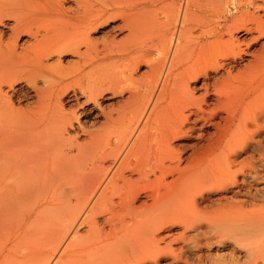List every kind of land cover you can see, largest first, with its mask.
Segmentation results:
<instances>
[{
	"label": "bare ground",
	"instance_id": "obj_1",
	"mask_svg": "<svg viewBox=\"0 0 264 264\" xmlns=\"http://www.w3.org/2000/svg\"><path fill=\"white\" fill-rule=\"evenodd\" d=\"M172 12L0 0V264L175 262L212 227L264 264V14L244 41Z\"/></svg>",
	"mask_w": 264,
	"mask_h": 264
},
{
	"label": "rangeland",
	"instance_id": "obj_2",
	"mask_svg": "<svg viewBox=\"0 0 264 264\" xmlns=\"http://www.w3.org/2000/svg\"><path fill=\"white\" fill-rule=\"evenodd\" d=\"M209 2H213L214 6L203 0H193L190 3H187L185 0H172L173 12L171 18H174L175 12L178 10V14L180 15L177 16V22L183 20V27L185 29L184 34L186 37L193 39L196 37L211 35L213 33L222 34L224 37H227L230 32H227L226 28L228 26H233V35H236L240 40L247 41L251 35L256 34L254 27L257 14H264V2L262 0H209ZM215 3L218 6L215 5ZM117 23H119L118 19L107 22L101 27V29H99L100 31H97L96 36H101L99 38H102L110 32H114L117 37L121 36L124 31H118L117 29L112 28L113 25ZM176 27H178V23L176 24ZM222 30H224V34ZM254 46L252 45L250 49H253ZM66 58H70V56H66L65 59ZM144 70L145 65H140L138 67L139 72H143ZM103 95L104 96L100 98L101 100L99 99L102 107L113 104L120 98V95L111 96L109 92H105ZM88 118V116L81 117L84 121ZM171 228L173 233L181 231L179 225ZM213 228L214 227L209 230L211 233L209 231L205 233L207 234L206 236L202 233L198 234L199 232L193 234L190 232L191 230H188L186 233L188 236L186 241L182 242L180 239H178L179 242L175 241L176 243L174 245L176 246L182 243L180 245L181 249H177L180 250L177 251V260L173 262L170 255H164L158 262L160 264H251L250 258L245 256L247 247L245 242L236 240V235H233V238L235 239L229 237L230 234H232L231 230L219 228L221 231L214 232ZM215 228L216 230H219L218 227ZM220 232H223L225 235ZM227 234H229V236ZM222 235L223 237H221ZM224 236H226V238ZM227 236L232 240L229 238L227 239ZM166 240L167 238L165 237V242ZM203 240L207 241L203 242ZM149 264L153 263L149 262Z\"/></svg>",
	"mask_w": 264,
	"mask_h": 264
}]
</instances>
